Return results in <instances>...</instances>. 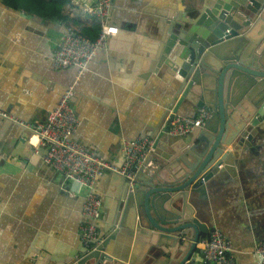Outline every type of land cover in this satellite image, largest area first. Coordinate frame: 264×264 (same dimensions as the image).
Listing matches in <instances>:
<instances>
[{
    "label": "crops",
    "instance_id": "crops-1",
    "mask_svg": "<svg viewBox=\"0 0 264 264\" xmlns=\"http://www.w3.org/2000/svg\"><path fill=\"white\" fill-rule=\"evenodd\" d=\"M6 1L0 0V112L14 121L43 124L73 87L74 140L121 166L123 143L154 138L175 102L172 78L153 72L169 18L184 26L199 7L216 0H113L109 22L117 34L95 53L78 81L75 68L54 66L53 54L64 23L94 37V18L68 3L61 9L66 21H59L27 11L42 5L41 0ZM187 111L181 107L177 115L198 113ZM257 128L247 135L248 147L236 152V139L223 149L218 172L192 195L211 230L230 242L232 264H259L255 248L264 242V125ZM38 145L31 131L0 119V264H67L85 251L80 227L86 223L87 191L49 167ZM189 148L180 156L189 159ZM125 181L114 174L95 181L93 192L102 205L95 226L103 241L114 227ZM107 254L117 264H144L147 248L121 233ZM161 260L171 264L167 258L157 262ZM186 264L216 263L207 262L196 247Z\"/></svg>",
    "mask_w": 264,
    "mask_h": 264
},
{
    "label": "water",
    "instance_id": "water-1",
    "mask_svg": "<svg viewBox=\"0 0 264 264\" xmlns=\"http://www.w3.org/2000/svg\"><path fill=\"white\" fill-rule=\"evenodd\" d=\"M174 21L169 18L164 28L153 71L175 83L170 114L133 186L125 181L109 236L98 250H85L67 264H117L107 249L121 233L144 242V264L161 258L186 264L212 231L192 195L218 172L225 147L236 139V152L248 147L249 132L264 125V0H216L199 7L188 24ZM181 107L211 116L186 136H170L167 129ZM188 147L189 159L181 157Z\"/></svg>",
    "mask_w": 264,
    "mask_h": 264
},
{
    "label": "built area",
    "instance_id": "built-area-1",
    "mask_svg": "<svg viewBox=\"0 0 264 264\" xmlns=\"http://www.w3.org/2000/svg\"><path fill=\"white\" fill-rule=\"evenodd\" d=\"M70 6L83 14L94 18L99 26L95 41H90L75 32L72 26H65L68 34H61L53 54V64L57 69L75 68L78 81L87 71V66L97 51L107 48V41L117 34V28L109 22V13L113 0H67ZM75 33V36L70 35ZM76 84V82H75ZM74 88L67 89L57 107L47 116L43 124L30 125L12 120L7 114L0 112V119L11 120L31 131L38 140L39 148L44 154L43 161L70 184H75L87 191L83 206V217L86 223L80 227L81 242L89 253L95 252L103 240L99 238L95 223L100 219L102 205L93 192L95 181L104 174H114L124 178L133 186L136 173L142 166L154 144V139L142 138L123 143V163L117 166L94 155L74 140L78 120L71 107ZM207 110H199L192 118H182L177 114L170 122L167 134L170 136H186L195 128H202L210 118ZM207 262L216 264H232L231 244L217 230L197 243ZM259 264H264V242L255 248Z\"/></svg>",
    "mask_w": 264,
    "mask_h": 264
},
{
    "label": "trees",
    "instance_id": "trees-1",
    "mask_svg": "<svg viewBox=\"0 0 264 264\" xmlns=\"http://www.w3.org/2000/svg\"><path fill=\"white\" fill-rule=\"evenodd\" d=\"M3 1L9 2L6 0H3ZM41 3H42V5H40L38 7L36 6L35 8H29V9H27V11H29L30 13L39 15L41 17H50V18H53V19H56L59 21H66V18L63 17V15L61 14V9L65 3H68L67 0H49L47 2L48 4H46L44 1L41 0ZM64 24H66V26L74 27L73 25H70V23H68V22L64 23ZM94 27H95V29L93 30L95 33L94 37L90 36L88 34V31L84 30V29L79 31L78 34L84 36L85 38L89 39L90 41H94L98 36L99 26H98V24H96Z\"/></svg>",
    "mask_w": 264,
    "mask_h": 264
},
{
    "label": "rangeland",
    "instance_id": "rangeland-1",
    "mask_svg": "<svg viewBox=\"0 0 264 264\" xmlns=\"http://www.w3.org/2000/svg\"><path fill=\"white\" fill-rule=\"evenodd\" d=\"M161 262H163V260H161V261L157 262V264H161Z\"/></svg>",
    "mask_w": 264,
    "mask_h": 264
}]
</instances>
